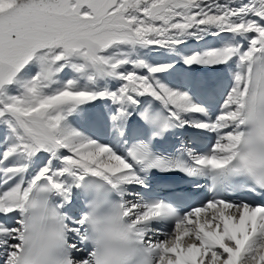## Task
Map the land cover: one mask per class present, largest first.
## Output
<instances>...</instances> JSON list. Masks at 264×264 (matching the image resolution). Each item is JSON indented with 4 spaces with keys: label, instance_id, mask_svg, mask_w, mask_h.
<instances>
[{
    "label": "snow or ice",
    "instance_id": "obj_1",
    "mask_svg": "<svg viewBox=\"0 0 264 264\" xmlns=\"http://www.w3.org/2000/svg\"><path fill=\"white\" fill-rule=\"evenodd\" d=\"M0 264H264V0H0Z\"/></svg>",
    "mask_w": 264,
    "mask_h": 264
}]
</instances>
